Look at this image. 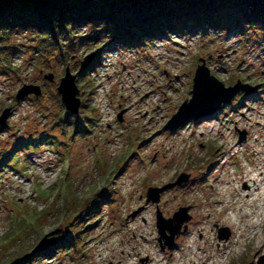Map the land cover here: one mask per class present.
<instances>
[{"label": "rangeland", "instance_id": "rangeland-1", "mask_svg": "<svg viewBox=\"0 0 264 264\" xmlns=\"http://www.w3.org/2000/svg\"><path fill=\"white\" fill-rule=\"evenodd\" d=\"M81 33L84 40L69 49L66 60L50 49L42 52L36 33L18 34L15 70L0 73V116L9 111L0 126V264H156L150 256L153 236L159 264H190L180 262L175 250L188 231L203 227L213 253L219 244L233 241L231 227L229 238L219 241L214 205L193 218L187 211L189 220L169 248L157 214L168 220L194 197L209 202L204 189L215 188L225 174L238 177L240 168L250 164L251 128L264 126V37L252 35L248 42L237 33L202 34L196 29L126 47L102 44L88 29ZM95 50L93 69L78 81L80 89L87 83L93 93L88 98L80 90L79 115L60 122L66 109L57 92L59 81L68 66L76 73ZM199 59L226 87L241 81L258 90L237 95L212 116L165 130L192 97ZM49 73L55 75L54 83L44 80ZM25 84L41 86L42 96L17 102ZM48 133L54 144L46 138L35 151L25 146ZM232 146L240 151L233 155ZM182 174L189 175L186 183L163 191L158 203L147 202L150 188L171 185ZM188 187L196 188L194 196L182 193ZM206 214L210 218L205 220ZM41 242L42 249L28 256ZM221 261L264 264V226Z\"/></svg>", "mask_w": 264, "mask_h": 264}, {"label": "trees", "instance_id": "trees-1", "mask_svg": "<svg viewBox=\"0 0 264 264\" xmlns=\"http://www.w3.org/2000/svg\"><path fill=\"white\" fill-rule=\"evenodd\" d=\"M81 29L91 30L98 42L105 41L102 44L126 47L196 29L202 34L237 33L251 42L252 35L264 37V0H0V73L15 70L13 57L19 49L14 39L18 34L36 33L42 52L50 49L57 52V59L66 60L69 49L84 40ZM83 85L80 90L89 98L93 91L87 83ZM67 113H61L60 122L72 116L69 113L62 121ZM46 138L54 144L51 139L55 137L48 133L31 138L25 146L35 151Z\"/></svg>", "mask_w": 264, "mask_h": 264}, {"label": "bare ground", "instance_id": "bare-ground-1", "mask_svg": "<svg viewBox=\"0 0 264 264\" xmlns=\"http://www.w3.org/2000/svg\"><path fill=\"white\" fill-rule=\"evenodd\" d=\"M257 124V123H256ZM252 134L255 135L253 145H247L250 151L249 165L240 168L238 177H230L225 174L218 180L215 188L210 185L208 189H204L209 197V202H201L197 197L194 200L187 201L184 208H188L189 215H195L201 210L202 213L209 212L215 205L217 216L220 218L216 223L219 224L221 230L231 227L234 232V240L227 244H219L218 249L213 253V244L208 241L204 234V228L200 227L185 233L180 239L179 244L175 247L178 250L180 262L187 260L190 264H223L221 257L225 254L228 256L232 253V249L240 245V241H245L249 235H256L264 226V126L259 123L255 128H251ZM214 130H211V132ZM217 134L223 135L217 129ZM153 141H156V135L153 134ZM230 151L234 155L240 151L238 146L230 147ZM185 196H194L196 188L188 187L182 190ZM211 208V209H210ZM214 210H212L213 212ZM210 215L206 214L204 219H209ZM220 230V231H221ZM219 231V233H220ZM195 234L200 237L195 238ZM143 239V236H141ZM152 237L153 246L150 249L152 262L159 264L160 259L158 250ZM207 240V241H206ZM224 241V240H219ZM180 245V247H179ZM179 247V248H178ZM211 259L215 262L210 263ZM209 261V263H208Z\"/></svg>", "mask_w": 264, "mask_h": 264}, {"label": "water", "instance_id": "water-1", "mask_svg": "<svg viewBox=\"0 0 264 264\" xmlns=\"http://www.w3.org/2000/svg\"><path fill=\"white\" fill-rule=\"evenodd\" d=\"M96 57V53H91L84 57L80 63V68L76 73H73L68 66L65 70L64 76L60 79L57 92L61 97L62 105L66 111L71 115L78 116L82 106L81 92L78 85L79 75L86 72L93 64ZM200 64L197 66L195 75L193 78V87L191 91V99L184 101L179 107L178 111L171 117V119L165 125V130L173 131L181 128L187 123L196 122L201 118L212 116L217 113L221 107L225 104H229L239 94L245 96L254 94L257 92L258 87H254L250 84H244L238 81L234 86L226 87L223 82L219 81L211 73V69L207 65L205 59H199ZM44 80L49 83H54L55 75L52 73L45 74ZM43 94L41 86L36 84H25L22 86L17 95L16 101L21 102L31 96L40 98ZM8 110H5L0 116V126H4L8 117ZM118 119L122 122V113L118 115ZM245 139L243 134L240 137V141ZM189 179V175L182 174L178 180L167 185L161 189L150 188L147 193V202L158 203L160 194L170 188L186 183ZM188 208H181L179 212L175 213L172 219L165 220L160 213L157 214V226L160 231V235L166 240V245L172 248L174 245V238L182 234L181 228L184 223L188 222L187 217ZM174 224H176L174 226ZM170 232V236H166V231ZM230 236L228 229L220 231L219 239L227 240ZM45 240V239H44ZM43 240V241H44ZM46 241V240H45ZM40 243L28 256H33L42 249Z\"/></svg>", "mask_w": 264, "mask_h": 264}]
</instances>
